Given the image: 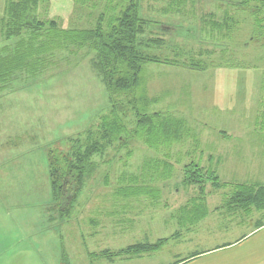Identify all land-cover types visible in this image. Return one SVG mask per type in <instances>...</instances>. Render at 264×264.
Instances as JSON below:
<instances>
[{"label": "rangeland", "instance_id": "rangeland-1", "mask_svg": "<svg viewBox=\"0 0 264 264\" xmlns=\"http://www.w3.org/2000/svg\"><path fill=\"white\" fill-rule=\"evenodd\" d=\"M75 1L44 0L38 6V18L53 19L69 29L91 27L103 7L111 14L110 8L121 3L91 0L96 4L92 8ZM205 1L199 6V1L190 5V0H183L179 6L175 0H138L140 14L164 30L153 28L166 40L162 57L172 58L174 47L180 46L208 62V69L200 71L146 65L149 94L168 92L155 109L169 106L176 110L177 116L187 120L192 134L188 143L167 157L173 164L171 178L150 184L158 188L156 199L119 195V189L128 185L123 178L139 176L145 159L160 157L157 151L131 140L126 145L117 141L93 158L99 165L85 178L68 216L61 218L58 203L51 200L47 151L66 154L72 146L70 140L82 136L91 125L97 128L100 115L109 110L107 91L89 64L90 51L81 49L73 55L54 51L35 79L21 78L0 93V264H172L233 243L255 226L228 215H221L214 224L210 220L193 227L179 223L178 209L197 190L180 182L185 163L197 161L203 169H217L221 181H251L254 172L255 181L264 180V122L260 126L256 122L264 120V45L251 40L253 19L247 10L248 5L264 8V0ZM227 1L230 30L210 31L199 22L200 16L210 12L221 20V5L227 6ZM13 43L0 36V46ZM218 58L224 63L210 62ZM11 144L18 146L10 151L7 146ZM211 154L214 159L209 161ZM217 156L221 163L216 167ZM205 192L209 210L222 207L220 192L210 185ZM160 240H166L165 244L155 252L101 255L129 244ZM248 245H242V252ZM223 249H217V264H226L227 252L239 255L241 251L237 252L238 247ZM89 252L95 256L89 258ZM257 256L264 257V249L247 251V261Z\"/></svg>", "mask_w": 264, "mask_h": 264}, {"label": "trees", "instance_id": "trees-1", "mask_svg": "<svg viewBox=\"0 0 264 264\" xmlns=\"http://www.w3.org/2000/svg\"><path fill=\"white\" fill-rule=\"evenodd\" d=\"M43 1L5 0L3 15L0 17V36L4 41L14 43L0 46V93L10 89L21 78L35 79L42 73L45 61L52 52L62 50L63 53L66 51L68 55H73L77 50L85 49L93 55L89 58V64L107 91L109 105L108 112L100 115L97 128L93 129L94 126L91 125L82 136L70 140L72 146L66 154L57 150L47 151L51 200L58 203L59 216L62 218L70 214L84 187L85 178L91 176L98 167L99 162L93 158L103 155L117 141L126 145L132 140L135 144L140 143L157 151L160 156L145 159L139 176L132 174L126 176L129 178H123L128 185L119 189V195L129 197L138 194L158 198V188L155 190L150 184L171 178L173 164L167 157L173 156L174 149L182 143H188L192 134L187 120L177 116L176 110H169V106L167 109H155L168 92L163 91L154 96L149 94L146 65L164 64L200 71L208 69L207 60L176 47L172 58L168 55L162 57L166 40L161 34L147 29L146 23L149 21L142 18L138 0H120L119 5L110 8L111 14L106 13L109 8L106 10L103 7L93 26L72 29L60 27L53 19H39L37 9ZM76 1L96 7L91 0ZM243 1L248 3V0ZM174 3L177 5L176 1ZM252 6L255 5H248L247 9L253 19L251 40L264 45V8ZM261 13L263 14L259 16ZM200 20L208 25L210 31L230 30L229 13L224 14L221 20L209 18V15H203ZM210 62L224 63L220 58ZM262 89L264 91V75ZM256 122L260 126L264 120L258 122L256 119ZM176 163H180L178 158ZM180 182L183 186L197 189L178 209L179 223L185 226L193 227L207 214V185L222 194V207L228 211H242L247 215L264 209V186L243 182L229 184L221 181L214 169H203L197 161L182 165ZM228 185L231 187L230 192L225 191ZM222 189L224 190L221 191ZM165 241L160 240L154 244L133 243L116 251L100 253L135 256L143 252H155ZM62 255L64 258V253ZM88 255L89 258L95 256L92 252Z\"/></svg>", "mask_w": 264, "mask_h": 264}, {"label": "crops", "instance_id": "crops-1", "mask_svg": "<svg viewBox=\"0 0 264 264\" xmlns=\"http://www.w3.org/2000/svg\"><path fill=\"white\" fill-rule=\"evenodd\" d=\"M175 1L177 2V5L180 6L183 0H175ZM194 1H195V4H196V2L198 3V1H199V3L197 5L200 6L201 2H204L205 0L204 1L203 0H190V2H189L190 5L192 3H194ZM205 3H207V1H205ZM4 5H5V0H0V17L3 15ZM223 5H224V7H222V5H221V8L223 9L222 16L224 14L228 13V11H229L228 1H227V6L225 5V3H223ZM199 6L197 8H199ZM203 15H205V16L209 15V18L215 19V18H213L212 12L205 13ZM202 16L199 17V22L201 21L200 19H202ZM142 18L144 20H146L147 22L149 21V23H146L147 24L146 26H147V29L150 30L151 32H153V28L160 29L161 32L164 31V30H161L160 26L154 24V23H156L154 20H152L146 16H142ZM215 20H218V19H215ZM176 26H178V25H176ZM180 27H182V26H180ZM179 30H180V28H179ZM179 30L177 32L178 34H180ZM179 48H180V46H179ZM198 53H199V51H198ZM9 141H11V140H9ZM21 141H23V140L21 139ZM7 144H9V143L7 142ZM17 146H18V144H11V145L7 146V149H9L11 151L14 147H17ZM211 156L209 155V157H208L209 161L214 159V156L212 154H211ZM220 163L221 162L219 161V157L217 156L215 166L217 167ZM215 170H217V169H215ZM252 174L254 176H253V179L251 181H242L240 179H232L231 181H224V182H227L229 184L230 183L231 184L242 183V182L243 183H255V184L264 186V180L261 179L262 181H258V180L255 181V174H257V173L254 172ZM229 186L230 185L225 187V189H228V192L230 189ZM221 215H224V216L228 215L229 217H237V219L239 218L242 222L245 221L246 225H247V222H252L255 226L253 228H250L247 231L241 233V236L239 237V239L235 240L233 243H224L221 246H216L215 248H212V249H208V250H205L202 252L194 253V254L190 255V257L181 258L180 260H178L177 262L172 263V264H187V263H190V264H217V257H219L218 254L220 252L217 249L224 248L223 250H221V251H224L225 249H233L234 247H238V251H237L238 253H239L240 249H241V251H240L239 255H234L231 252H227L224 255V259H225L226 264H255V262H263L264 259H262V258H264V257H262V256H257L255 258H252V260L247 261L246 255H247V251H252V252L255 251L256 252L259 248L264 249V209L259 210V211H253V212L245 215V214H243L242 211L231 212V211H228L227 208L217 206L216 208L214 207L213 209H210V210L208 209L207 214L200 221L210 220V221H212V224H214L215 221H217V219L219 217H221ZM253 236H254V240L250 241L251 237H253ZM235 243H237V245H234ZM240 243L242 245L245 243L249 244L248 247L244 248L243 252H242V248H241L242 245L239 246ZM251 246L253 247V249H250ZM253 260H255V261L253 262Z\"/></svg>", "mask_w": 264, "mask_h": 264}]
</instances>
